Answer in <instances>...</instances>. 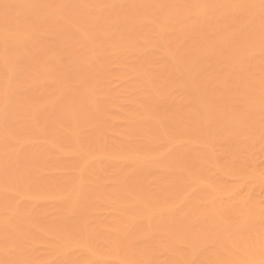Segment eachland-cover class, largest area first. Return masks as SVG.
<instances>
[{"label": "bare ground", "instance_id": "bare-ground-1", "mask_svg": "<svg viewBox=\"0 0 264 264\" xmlns=\"http://www.w3.org/2000/svg\"><path fill=\"white\" fill-rule=\"evenodd\" d=\"M0 264H264V0H0Z\"/></svg>", "mask_w": 264, "mask_h": 264}]
</instances>
